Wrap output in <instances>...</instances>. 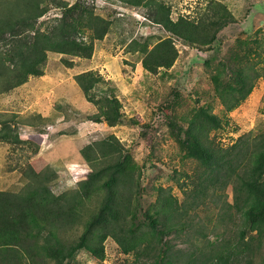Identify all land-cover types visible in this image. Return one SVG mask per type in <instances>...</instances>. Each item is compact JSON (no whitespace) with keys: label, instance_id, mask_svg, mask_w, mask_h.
I'll return each instance as SVG.
<instances>
[{"label":"trees","instance_id":"obj_1","mask_svg":"<svg viewBox=\"0 0 264 264\" xmlns=\"http://www.w3.org/2000/svg\"><path fill=\"white\" fill-rule=\"evenodd\" d=\"M113 1L143 10L146 19L166 31V37L144 41L138 49L149 73L172 67L178 57L174 40L209 51L204 61L209 67L219 61L211 81L223 116L238 108L255 82L264 79V36L257 37V31L236 39L229 55L219 58L218 34L233 22L244 28L249 10L237 18L221 2L209 0L210 13L173 21L167 0ZM52 3L67 11L42 30L37 21ZM68 5L62 0H0V93L43 76L48 53L61 55L65 68L74 66L69 57L91 58L94 41L102 40L112 23L89 9ZM79 27L88 33L87 39L77 37ZM74 80L96 109L87 115L88 121L108 127L125 123L119 100L100 87L99 74L85 71ZM35 119L38 123L23 124L35 129L44 125L40 115ZM130 124L138 125L134 120ZM224 124L223 117L197 105L177 129L181 159L190 164L188 170L174 169L170 175L180 197L161 185L143 187L157 165L149 159L139 165L113 134L83 144L79 152L89 172L72 188L56 184L64 189L60 193L52 190L57 180L53 169L35 172L28 162L22 165L20 189L0 191V264H66L80 251L105 264L107 239L121 254L136 261L152 258L154 264H264V129L222 146L211 134ZM18 129L12 118L0 120V142L30 144L36 154L38 148L21 140ZM148 191L152 201L145 205ZM79 227V236L70 239L68 234Z\"/></svg>","mask_w":264,"mask_h":264},{"label":"rangeland","instance_id":"obj_2","mask_svg":"<svg viewBox=\"0 0 264 264\" xmlns=\"http://www.w3.org/2000/svg\"><path fill=\"white\" fill-rule=\"evenodd\" d=\"M62 1L69 4L67 8L79 5L111 21L109 33L102 40L94 41L90 59L69 57L74 61L72 68H65L60 63L61 55L48 53L44 67L47 75L41 79H38L39 77L33 79L31 89L23 84L7 93H0V120L12 118L15 123L18 122L19 134L23 139H27L28 135L21 125L28 120L38 123L35 116L39 113L46 117L44 128L47 125L51 126V130H46L49 133L74 136L70 137L72 149L71 155L67 158L70 165L66 164L72 182L84 179L89 172L88 166L81 163L77 150L83 143L100 140L113 134L131 152L139 165L147 159L157 165V168H151L152 172L149 171L151 173L144 179L143 187L148 189L151 184L161 185L170 188L175 196L180 197V192L170 175L174 169L188 170L190 167L188 162L181 159L175 137L178 135L177 129L184 125V119L191 108L197 105L208 107L226 120L221 130L211 134L222 146L234 143L241 135L264 129V79L255 82L252 92L238 108L223 116L222 105L211 81L219 61L210 67L205 65L204 61L210 55L209 51L201 47L184 46L174 40L178 57L172 67L159 69L156 74H151L143 68L141 63L143 55L138 49L144 41L153 42L156 38L166 37L167 33L146 19L143 10L132 9L113 0ZM208 1L167 0L171 6L173 21L179 16L196 19L203 14L206 15ZM215 1L224 4L237 18L243 17L245 11L249 10L244 18L246 21L243 26L248 23L245 29L233 22L218 34L221 43L219 58L229 55L236 39H245L247 35H252L256 31L257 37L264 36V0H213L211 3ZM66 11L53 3L50 4L47 13L37 21V27L46 30ZM81 36L87 39L88 33L79 27L77 37ZM131 41L136 45L129 44ZM252 55L254 59V53ZM262 56L264 58V52ZM85 71L99 74L103 79L100 87L117 97L125 119L124 124L108 127L105 123L95 124L86 119L87 115H91L96 109L85 100L74 80L76 74ZM39 89L41 91L46 89L48 93L36 98L35 94ZM32 92L35 94L32 95ZM131 120L136 121L138 125L130 124ZM49 138L42 143L43 148H46L45 152L42 151L44 155L49 154L47 149L50 147L49 144H53ZM147 143H150L152 149H149ZM29 145L0 142V190L20 189L22 182L19 180V167L29 162L26 157L34 150V147ZM149 152H152L151 157L148 155ZM42 153L35 160L34 167H40L46 162L47 158ZM50 157L54 159V151ZM147 165L149 166V163ZM62 176V179L67 177ZM57 183L56 180L52 190L60 193L64 189L56 188ZM226 193L228 201L231 202V189L228 188ZM144 198L145 205L152 201L149 191ZM94 205L92 204L93 207ZM80 232L79 227L68 236L70 239H76ZM180 246L181 244H178V247ZM104 252L105 264H154L152 258L136 261L132 255L121 254L111 239L105 241ZM99 263L86 251H80L66 264Z\"/></svg>","mask_w":264,"mask_h":264},{"label":"crops","instance_id":"obj_3","mask_svg":"<svg viewBox=\"0 0 264 264\" xmlns=\"http://www.w3.org/2000/svg\"><path fill=\"white\" fill-rule=\"evenodd\" d=\"M47 75V73H45L43 76H40L38 79H41V78H44L45 76ZM37 77H30L27 81V83L24 84V86H27V88H30V84L33 82L32 80L35 79ZM33 91V90H32ZM48 93L46 91V89L42 90L39 89L37 91V94H35L34 92H32V95L35 94L36 98L37 97H42V94H46ZM35 98V99H36ZM93 113V112H92ZM37 115H40L39 113ZM44 121H46V117L43 116L42 114L40 115ZM30 123H25L23 125H21V127H24V130L26 132V135L27 136V139H23V136H21L19 134V137L21 140H29L31 142H33V144L38 148L37 149V152L36 154H30L29 156V159H28V163L30 164V166L33 168V170H35V172H40L42 171L43 169H45L46 167H50L51 169L54 170V172L56 173V179L58 181L57 184H59L60 186H70L72 184H74L75 182H72L70 180V172H68V166L66 164H69V160H67V158L71 155V149H72V139L70 137H74V136H69L67 134H56L54 135V133H49V131H46V130H51V126H48L47 124V127L44 128L45 126H39L37 129L33 128L32 126L29 125ZM97 124V123H95ZM100 124V123H98ZM48 127H50L48 129ZM41 130V131H40ZM61 136H65V138H60ZM50 137V138H49ZM40 138V140L38 139ZM47 138L50 139V141L52 140V145H50V147H48L47 151H49V154L48 155H44L42 153L46 151V148H43V144ZM58 140V141H57ZM84 144V143H83ZM82 147V146H81ZM81 147L77 150V153L79 154V157H80V160L81 159V156H80V149ZM54 151V159H52L50 157V154ZM55 152H58L59 154H56ZM40 153L43 154V156L47 159H45V163L43 165H41L40 167H34L33 164L35 162V160H37L38 156L40 155ZM81 163H84L83 161ZM79 164V163H77ZM88 173V172H87ZM86 173V175H87ZM62 175H67V177L63 178L62 179ZM85 175V177H86ZM82 179H78L76 182L80 181ZM3 191V189H1ZM0 190V191H1Z\"/></svg>","mask_w":264,"mask_h":264}]
</instances>
